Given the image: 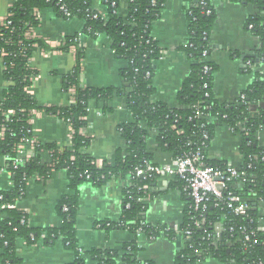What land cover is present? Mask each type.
Returning a JSON list of instances; mask_svg holds the SVG:
<instances>
[{
  "label": "trees",
  "instance_id": "1",
  "mask_svg": "<svg viewBox=\"0 0 264 264\" xmlns=\"http://www.w3.org/2000/svg\"><path fill=\"white\" fill-rule=\"evenodd\" d=\"M126 14L118 15L119 0H102L106 16L91 9L89 0H12L0 27V59L2 80L6 85L0 100V128H4L0 139V160L5 159L4 169L10 175L11 190L0 192V205L5 218L0 221V264H19L16 256L17 244L26 247L41 243L52 247L60 242L64 249L72 252L70 264H142L138 261L136 241L125 243L119 250L93 249L83 252L76 238V220L79 210V187L90 184L101 188L111 181H127L135 169L144 171L142 176H132L130 184L122 191V210L117 224H103L105 230H128L134 236L144 234L149 238L158 235L161 228L146 225L143 215L146 203L138 199L152 197L156 177L147 171L151 167V156L146 149L149 132L157 134V147L173 158L193 152L196 147H207L213 138L215 128L225 125L233 134L239 135V153L244 172L239 180L226 185V193L246 201L245 216H235L224 206L225 201L210 200L205 210V226L193 230L190 240H184L185 247L176 264H199L205 259L221 263L264 264V148L259 146L255 135L264 128V110L250 117L248 108L264 104V74L256 72L255 81L242 94L243 99L235 104H220L212 91V78L216 70L203 61V53L209 56V35L216 20L211 7L212 0H184L187 4L186 22L189 40L178 50L189 61V73L177 95V107L168 108L155 104L151 98L154 90L152 78L154 63L160 59L162 50L151 37V26L160 18L163 0H124ZM252 6L255 13L246 23V29L257 39L259 48L253 55L241 59L244 72H253L264 64V0H224ZM64 7L69 16L60 10ZM49 9L65 20L75 19L84 23L83 34L94 39L105 35L115 57L126 63L121 71L119 88L94 89L83 87L80 80V66L83 51L77 49L75 66L62 80V90L72 98L67 108L42 107L27 93L37 73L29 68V61L37 49H45L42 41L28 39L27 33L37 27L38 11ZM209 12V14H206ZM250 27V29H249ZM71 46L78 47L77 39H67L59 48L67 52ZM233 58H238L233 55ZM208 67L207 73L203 72ZM207 86L204 88V86ZM70 92L72 93L70 95ZM121 100L133 122L121 127L120 134L124 148L117 149L111 160L98 166L86 150L90 140L81 135L86 126L87 109L91 102L101 103L104 112L114 100ZM196 106L195 108H193ZM12 116L6 119L5 115ZM33 113H44L66 123L71 131L69 149L60 150L53 144H36L28 152L26 140L33 139L30 121ZM197 114L203 119L197 118ZM206 118V119H205ZM207 136V140L203 139ZM25 147L29 159L16 169L12 162L17 158L16 149ZM44 158L47 162H44ZM206 164L225 170L220 164ZM64 171L68 178V194L60 198L56 211L60 218L57 228L36 229L30 227L28 216L19 210L17 204L25 198L26 186L31 179H47L51 173ZM146 186L144 192L139 189ZM184 201L185 208L181 226L189 225L192 214L190 201L182 193V184L173 187ZM220 225V236L215 246L207 241L214 227ZM244 234L250 241L243 244ZM255 242V243H253ZM87 261H86V259ZM151 264V263H146Z\"/></svg>",
  "mask_w": 264,
  "mask_h": 264
},
{
  "label": "crops",
  "instance_id": "2",
  "mask_svg": "<svg viewBox=\"0 0 264 264\" xmlns=\"http://www.w3.org/2000/svg\"><path fill=\"white\" fill-rule=\"evenodd\" d=\"M91 9L106 16V7L102 0H89ZM160 18L151 26V37L162 50L160 59L153 66L154 76L151 98L155 104L168 108L177 107V95L189 73V61L178 49L189 40L186 22L187 4L184 0H163ZM10 7V0H0V27ZM211 7L216 20L209 35L210 54L208 62L216 70L212 78V91L220 104H235L242 94L255 81L256 72L264 74V64L253 72H244L241 59L254 54L259 43L246 29V23L255 13L249 5L224 0H212ZM126 14V2L119 0L118 15ZM38 25L31 29L26 37L43 42L45 49H37L29 61V68L37 76L27 89L28 95L42 107L67 108L71 105L69 95L62 90V80L75 66L77 49L83 51L80 80L83 87L94 89L119 88L121 71L126 63L116 58L105 35L94 39L83 34L84 23L79 20H65L55 12L44 9L37 12ZM76 38L78 47L71 46L67 52L59 50L67 39ZM237 55L238 58H233ZM2 60L0 59V100L5 88L2 80ZM104 112L101 103L89 104L86 126L81 135L90 140L86 152L96 162L111 160L117 149L124 148L120 129L133 122L124 103L114 99ZM264 104L248 108L250 117H255ZM34 139L40 144H53L57 148H70V127L56 117L44 113H33L30 121ZM157 134L149 132L146 149L151 156V164L163 166L173 164L174 158L157 147ZM259 146L264 148V128L255 135ZM240 137L228 127L215 128L213 138L207 149L206 158L211 164L223 167L240 168L242 157L239 153ZM44 162L47 159L44 158ZM5 159L0 160V192L11 190L9 173L4 169ZM173 176L157 177L152 187V197L146 199L147 210L143 215L146 225L157 228H171V233H158L153 239L144 234L134 236L128 230H105L102 225L117 224L122 210V191L127 181H111L101 188L90 184L79 187V210L76 220V238L83 252L93 249L119 250L125 243L136 241L139 249L137 259L146 264H176L179 253L184 250V240L179 234L185 208L180 193L173 185ZM68 194V178L64 171L51 173L47 179H31L26 186L25 198L17 204L19 210L28 216L30 227L36 229L57 228L60 218L56 206L61 197ZM5 218L0 205V221ZM263 224V222H262ZM1 255V252H0ZM16 256L19 264H70L72 252L64 249L60 242L52 247L38 243L26 247L17 244ZM86 259V258H85ZM87 261V259H86ZM88 264L89 261H88ZM199 264H235L221 263L214 259H205Z\"/></svg>",
  "mask_w": 264,
  "mask_h": 264
},
{
  "label": "built area",
  "instance_id": "3",
  "mask_svg": "<svg viewBox=\"0 0 264 264\" xmlns=\"http://www.w3.org/2000/svg\"><path fill=\"white\" fill-rule=\"evenodd\" d=\"M12 0H10L11 4ZM66 16H69L68 12L62 6L60 8ZM206 14H209L207 12ZM37 16V13H36ZM250 29V27H249ZM203 61L208 62V55L206 52L202 55ZM209 68L206 66L203 68V72L207 73ZM207 86L205 85L204 88ZM72 93L70 92V95ZM243 95L240 99H243ZM71 104H72V98ZM194 106L193 108H195ZM89 109H87V113ZM12 116L11 113L6 114V119H9ZM197 118L203 119V116L197 114ZM206 119V118H205ZM71 131V129H70ZM72 133V131H71ZM4 128H0V139L3 137ZM72 136V134H71ZM204 140H207V136H203ZM71 140V139H70ZM27 150L28 152H32L34 145L38 144L34 137L33 139L26 140ZM71 142V141H70ZM71 145V143H70ZM69 149V148H62ZM60 149V150H62ZM206 149L207 146L205 144H201L196 147L193 152H189L180 157L174 158L173 164L163 165V166H154L147 168V171L150 175L157 177H162L165 175L173 176L176 182L182 184V193L189 199L190 206L189 211L192 214L190 218V224L186 227L180 226L179 234L183 239L190 240L193 236V230H201L205 226V210L207 208V203L210 200L214 201H225L224 206L227 210L231 211L235 216H245L248 210L246 205V201L240 198H236L231 196L230 193H226V185L230 181L239 180L244 176V172L239 169L226 167L225 170L221 171L219 169L212 168L206 164ZM25 147L19 146L16 149L17 158L12 162V166L16 169L18 166L22 165L24 161L29 159V154L24 152ZM97 163V162H96ZM97 165L99 166L100 163ZM144 171L140 169H135L132 174H130L127 179V184H130V178L132 176H142ZM148 188L146 186L140 188L139 190L144 192ZM1 200V197H0ZM138 203H145L146 198L138 199ZM171 228H162L159 233L169 234L171 233ZM220 225H216L214 227V231L212 235H208L206 240L211 242L212 246H215L216 240L220 236ZM260 231L264 233V223L260 225ZM153 239V238H151ZM250 241V236L244 234L243 244L244 247L246 243ZM255 243V242H253Z\"/></svg>",
  "mask_w": 264,
  "mask_h": 264
}]
</instances>
